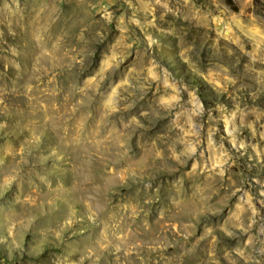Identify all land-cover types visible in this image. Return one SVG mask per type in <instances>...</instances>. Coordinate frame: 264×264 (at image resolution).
<instances>
[{
	"label": "rangeland",
	"instance_id": "374dc122",
	"mask_svg": "<svg viewBox=\"0 0 264 264\" xmlns=\"http://www.w3.org/2000/svg\"><path fill=\"white\" fill-rule=\"evenodd\" d=\"M232 2L0 0V264H264V0Z\"/></svg>",
	"mask_w": 264,
	"mask_h": 264
},
{
	"label": "trees",
	"instance_id": "16d2710c",
	"mask_svg": "<svg viewBox=\"0 0 264 264\" xmlns=\"http://www.w3.org/2000/svg\"><path fill=\"white\" fill-rule=\"evenodd\" d=\"M226 1V4L229 6V7H232V0H225ZM234 11H237L236 8H234Z\"/></svg>",
	"mask_w": 264,
	"mask_h": 264
}]
</instances>
